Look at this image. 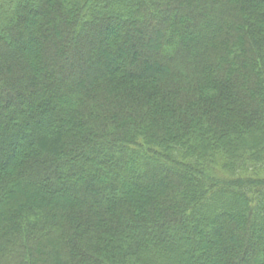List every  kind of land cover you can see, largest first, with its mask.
Here are the masks:
<instances>
[{"label": "trees", "instance_id": "trees-1", "mask_svg": "<svg viewBox=\"0 0 264 264\" xmlns=\"http://www.w3.org/2000/svg\"><path fill=\"white\" fill-rule=\"evenodd\" d=\"M0 264H264V0H0Z\"/></svg>", "mask_w": 264, "mask_h": 264}]
</instances>
